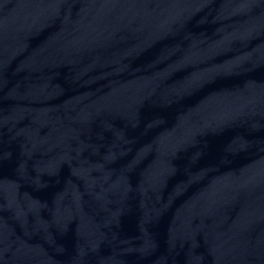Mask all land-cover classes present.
Wrapping results in <instances>:
<instances>
[{
	"label": "water",
	"instance_id": "95a60500",
	"mask_svg": "<svg viewBox=\"0 0 264 264\" xmlns=\"http://www.w3.org/2000/svg\"><path fill=\"white\" fill-rule=\"evenodd\" d=\"M0 264H264V0H0Z\"/></svg>",
	"mask_w": 264,
	"mask_h": 264
}]
</instances>
